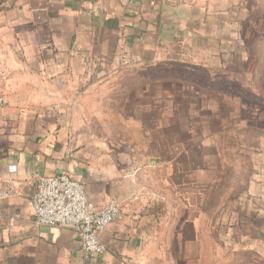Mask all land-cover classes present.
Wrapping results in <instances>:
<instances>
[{"label":"crops","instance_id":"1","mask_svg":"<svg viewBox=\"0 0 264 264\" xmlns=\"http://www.w3.org/2000/svg\"><path fill=\"white\" fill-rule=\"evenodd\" d=\"M238 8L0 0V264H264V169L226 188L220 154L209 165L204 141L182 131L188 118L159 114L171 108L153 88L119 83L174 57L224 61ZM62 172L94 203L121 207L100 255L82 249L74 228L35 220L39 179Z\"/></svg>","mask_w":264,"mask_h":264},{"label":"rangeland","instance_id":"2","mask_svg":"<svg viewBox=\"0 0 264 264\" xmlns=\"http://www.w3.org/2000/svg\"><path fill=\"white\" fill-rule=\"evenodd\" d=\"M238 2L233 23L237 22L240 30L234 39H225L226 47L231 48L223 52L224 61L206 55L190 61L174 57L143 69L135 82L119 80L125 84L122 87L134 84L156 90L161 109L171 108L159 112L168 119L188 118L191 129L187 132L184 124L182 131L192 142L204 141L205 151L213 153L207 155L209 165H215L212 158L220 154L217 167L225 174L226 188L234 190L264 169V0ZM121 130L142 136L138 129ZM176 130L168 128L169 132Z\"/></svg>","mask_w":264,"mask_h":264},{"label":"built area","instance_id":"3","mask_svg":"<svg viewBox=\"0 0 264 264\" xmlns=\"http://www.w3.org/2000/svg\"><path fill=\"white\" fill-rule=\"evenodd\" d=\"M31 205L39 225L74 228L90 256L105 251L101 234L121 213L116 201L103 205L91 201L85 184L66 172L42 176Z\"/></svg>","mask_w":264,"mask_h":264}]
</instances>
